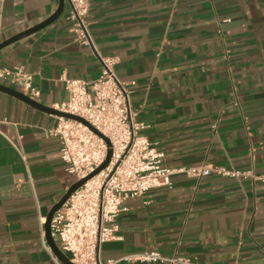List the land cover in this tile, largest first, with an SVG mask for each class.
Wrapping results in <instances>:
<instances>
[{
	"label": "crops",
	"instance_id": "obj_1",
	"mask_svg": "<svg viewBox=\"0 0 264 264\" xmlns=\"http://www.w3.org/2000/svg\"><path fill=\"white\" fill-rule=\"evenodd\" d=\"M57 6L0 0V42ZM68 8L0 50V66L31 75L38 90L31 99L53 108L68 96L63 78L91 82L101 73L99 55L113 57L117 77L134 82L139 133L164 153V166L206 163L248 174L174 173L171 185L127 199L100 261L168 264L120 260L155 250L189 264H264V0H90L93 47L70 30ZM0 85L25 94L7 80ZM56 116L0 90V264H63L41 234L74 182L59 139L44 135Z\"/></svg>",
	"mask_w": 264,
	"mask_h": 264
},
{
	"label": "built area",
	"instance_id": "obj_2",
	"mask_svg": "<svg viewBox=\"0 0 264 264\" xmlns=\"http://www.w3.org/2000/svg\"><path fill=\"white\" fill-rule=\"evenodd\" d=\"M68 1L66 19L70 22V30L81 44L93 47L86 19L90 0ZM99 59L102 67L98 78L91 82L63 78L68 96L53 104L55 110L79 116L93 129L76 119L56 116V123L44 131L45 137L59 139L60 160L74 182L98 168L106 159L107 150L111 149L108 164L74 190L50 221L52 237L74 264H116L118 260L101 262L99 247L115 237V221L123 202L151 188L171 185L172 174L185 173L197 179L211 174L248 175L206 163L177 169L164 166V153L139 133L144 124L135 118L130 104L129 85L134 82H124L117 77L113 68L115 58L99 55ZM0 79L20 86L31 98L38 94L32 86L31 75L22 66H0ZM16 149L22 155L21 147L16 146ZM41 234L44 240L43 229ZM44 246L49 250L46 243ZM120 260L189 264L182 256H165L155 250L126 254Z\"/></svg>",
	"mask_w": 264,
	"mask_h": 264
},
{
	"label": "water",
	"instance_id": "obj_3",
	"mask_svg": "<svg viewBox=\"0 0 264 264\" xmlns=\"http://www.w3.org/2000/svg\"><path fill=\"white\" fill-rule=\"evenodd\" d=\"M66 3L69 4V1L68 0H58V6H57L56 10L49 17H47L46 19L42 20L41 22H39V23H37V24H35V25L25 29V30H22L21 32L14 34L13 36L7 38L6 40L0 42V50L2 48H4L5 46H7V45H9V44H11L17 40H20L21 38H23L27 35H30L36 31L46 27L47 25L51 24L52 22H54L56 19H58L61 16ZM0 90H3L9 94H12V95L16 96L17 98H20L21 100H23V101L41 109V110L54 113L57 116L68 117V118H72V119H76L78 121H81V122L87 124L91 129H93L83 118H81L79 116L72 115V114L63 113V112H60L58 110H55V109L47 107V106H43L42 104L37 103L34 99H31L28 95H25L18 90H15L13 88H9V87L3 86V85H0ZM105 140H106L108 146H110L109 140L107 138H105ZM110 156H111V149L109 148L107 150V156H106V159L104 160V162L98 168H96L94 171H92L90 174H88L85 178L73 182L70 185V187L65 191V193L60 198V200L56 204H54L48 212V215L46 217V222L44 225L45 237H46L48 244L52 248L53 252L56 254V256L61 260V262L63 264H74V263H72L69 260V258L65 255V253H63L59 249L56 242L54 241V238L52 237L51 231H50L51 218H52L54 212L56 210H58L59 208H61V206L65 203V201L68 199V197L71 195V193L74 190H76L79 186H81L82 183H84L87 179L96 175L101 169H103L108 164Z\"/></svg>",
	"mask_w": 264,
	"mask_h": 264
}]
</instances>
